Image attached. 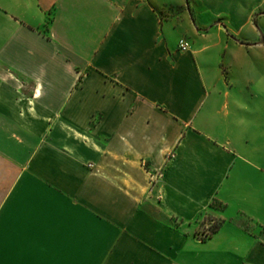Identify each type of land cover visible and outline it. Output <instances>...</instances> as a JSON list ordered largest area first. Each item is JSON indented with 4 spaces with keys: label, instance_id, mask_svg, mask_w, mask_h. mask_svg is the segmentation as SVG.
Returning a JSON list of instances; mask_svg holds the SVG:
<instances>
[{
    "label": "crops",
    "instance_id": "crops-1",
    "mask_svg": "<svg viewBox=\"0 0 264 264\" xmlns=\"http://www.w3.org/2000/svg\"><path fill=\"white\" fill-rule=\"evenodd\" d=\"M0 264H264V0H0Z\"/></svg>",
    "mask_w": 264,
    "mask_h": 264
},
{
    "label": "built area",
    "instance_id": "built-area-1",
    "mask_svg": "<svg viewBox=\"0 0 264 264\" xmlns=\"http://www.w3.org/2000/svg\"><path fill=\"white\" fill-rule=\"evenodd\" d=\"M179 48L183 51L187 50L188 48V42L185 39H180L179 40ZM91 165V164H90Z\"/></svg>",
    "mask_w": 264,
    "mask_h": 264
},
{
    "label": "rangeland",
    "instance_id": "rangeland-1",
    "mask_svg": "<svg viewBox=\"0 0 264 264\" xmlns=\"http://www.w3.org/2000/svg\"><path fill=\"white\" fill-rule=\"evenodd\" d=\"M218 225H219V221H218V219L213 220L212 223H211V225H210V227H209V229H208L209 232H211V231H213L215 228H217Z\"/></svg>",
    "mask_w": 264,
    "mask_h": 264
}]
</instances>
